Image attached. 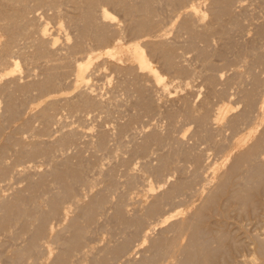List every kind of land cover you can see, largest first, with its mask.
<instances>
[{
  "label": "bare ground",
  "instance_id": "6f19581e",
  "mask_svg": "<svg viewBox=\"0 0 264 264\" xmlns=\"http://www.w3.org/2000/svg\"><path fill=\"white\" fill-rule=\"evenodd\" d=\"M190 1L0 0V182L46 164L0 192L2 264H264V30L239 44L236 0ZM195 76L208 97L171 99Z\"/></svg>",
  "mask_w": 264,
  "mask_h": 264
},
{
  "label": "rangeland",
  "instance_id": "374dc122",
  "mask_svg": "<svg viewBox=\"0 0 264 264\" xmlns=\"http://www.w3.org/2000/svg\"><path fill=\"white\" fill-rule=\"evenodd\" d=\"M195 1H196V2L198 1L199 5L202 3V0H200V2H199V0H191L189 3H196ZM250 1H251V3H250ZM253 1H254V2H253ZM261 1H262V0H261ZM261 1H260V0H249V2H248V0H236V2H235V6H234V9L236 10L235 13H237L238 17H240V21H242V24H241V25H242V27H241L242 32H240L241 30H239V32H240V33H239V32L236 30L238 34H237L236 32H235L236 34H235V33L232 34L234 31L231 32V34H232V37H234V36L236 37V36H237V37L239 38V36H240L241 39H240V38L238 39L237 37H236V38H235V37L232 38V39H234L237 43L239 42V44H241L242 42H244V44L247 46V45L250 44L249 42H251V41H250V40H251L250 38H252V37L254 38V36H255V31H254V30H257V28H258L257 26H259V28H261V27H260V25H261V26H262V29H261V30H264V6H262V4H261L262 2H261ZM246 3H248V4H246ZM255 3H256V4H255ZM238 4H239V5H238ZM108 5H109V4H108ZM201 5H202V8H201V6H200V8H201V9H204L205 5H204V4H201ZM203 5H204V6H203ZM236 5H237V8H235ZM242 5H243V6H242ZM245 5H246V6H245ZM249 5H250V6H249ZM104 6L107 8V10L110 9V8H112L111 5H110L111 7L109 6V8H108V6H106V4H103V8H104ZM239 6H240V7H243V9H241ZM254 6H255V8H254ZM259 6H262L263 8H261V7H259ZM246 7H247L248 9H247ZM251 8H252V9H251ZM240 10H241V11H240ZM245 10H246V11H245ZM249 10H250V11H249ZM237 11L239 12V14H238ZM254 11H255L256 14L254 13ZM261 11H262V12H261ZM109 12H111V13L113 12L112 14L115 15L116 18H117L118 20H119V18L121 19V20H119L120 25L123 24V23H121V21L123 22V20H122V17H121V15H120L121 13H119V11H118V12H117V11L115 12V10L112 8L111 10H109ZM246 12H247V13H246ZM248 12H249V13H248ZM114 13H115V14H114ZM242 13H243V15H242ZM244 13H245L246 15H245ZM203 14H204V22L206 21V22L209 23V20H210V18H211V17H209L210 15L208 16L209 12H207V11L205 12V11H204ZM249 14H250L251 16H249ZM252 14H253V15H252ZM118 15H120V16H118ZM254 15H255V16H254ZM246 16H247V17H246ZM207 17H208V18H207ZM245 17H246V18H245ZM252 17H253V18H252ZM206 18L208 19V21H207ZM255 18H256V19H255ZM241 19H243V20H241ZM245 19H246V20H245ZM46 20H47V19H46ZM258 20H259V21H258ZM247 22H248V23H247ZM51 23H52V22H51ZM51 23H49L50 26L52 25ZM245 24H246L247 26H246ZM249 24H250V25H249ZM259 24H260V25H259ZM251 25H252V26H251ZM256 25H257V26H256ZM249 27H250V29H249ZM255 27H256V29H255ZM239 29H240V28H239ZM253 29H254V30H253ZM246 30H247V32H246ZM250 30H251V31H250ZM61 32H62V31L57 32V34H59L60 37H59V35H56V36H55V37H57V36L59 37V38H58V41H59V42L62 41V38H61V37H62V35H63V32H62V33H61ZM252 32H254V33H252ZM60 33H61V34H60ZM244 33H245V34H244ZM239 34H240V35H239ZM243 34H244L245 36H244ZM253 34H254V35H253ZM252 35H253V36H252ZM169 36L173 37V36H174V32H172V31L170 30V31L168 32V37H169ZM171 37H169V38H171ZM178 38H180V37H178ZM181 38H182V37H181ZM181 38H180V39H181ZM215 39H218V38H216V37L211 38V40H212L211 42H212V46L214 45L213 47L216 48V46L219 47L218 45H221V44H220L221 41H219V40H215ZM240 40H242V41H240ZM263 40H264V39H263ZM217 41H218L219 44L217 43ZM246 41L248 42V44H246ZM221 43H222V42H221ZM262 43H263V42H262ZM262 43H261V44H262ZM245 45H243V46H245ZM262 47H264V43H263ZM184 51H185V50H184ZM184 51H183V52H184ZM186 52H187V53H186ZM186 52H184V54H186V57H185V55L183 54L185 58H187V56H188V58H189V56H190V58L193 56V53H194V52H193V53H190L191 51L188 52L187 50H186ZM191 55H192V56H191ZM214 58H215V56H214ZM193 59H194V56H193L192 59H187V60H192V61H194ZM195 61H196V60H195ZM185 62H186V61H185ZM187 62H188V61H187ZM187 62H186V63H187ZM196 62H197V61H196ZM191 63H192V62H191ZM191 63H190V61H189V64L192 66V65H194L195 62L192 63V64H191ZM153 64H154L155 66L157 65V67L160 66V65L157 64V63H156V64L153 63ZM187 64H188V63H187ZM195 64H197V63H195ZM192 67H195V66H192ZM22 68H23V67H20L19 69L22 70ZM159 68H161V66H160ZM159 68H158V69H159ZM195 68H197V66H196ZM238 68H239L240 70L242 69L241 67H238ZM161 69H162V68H161ZM161 69H159V70H161ZM160 72L162 73V72H164V71L161 70ZM224 74H225V73H224ZM224 74H223V75H224ZM226 74H227V73H226ZM226 74H225V75H226ZM167 75H168V74H167ZM167 75H166V76L164 75L163 77L168 78L169 76H167ZM225 75H224V76H225ZM196 76H197V75H196ZM196 76L194 77L195 80H194V78H193V79H190V80H191V81H189L190 84L187 83V84H186V85H187L186 88H184V87H181V88H180V86H182V85L179 86V85L177 84V82H176L177 80L175 81L176 83H175V82H172L173 84H172V83H169V84H168V87H169V88H172V90H173V91H171V96H170L171 99L174 98V97H177L176 95H178V94L180 95V94L186 93V94H188L189 96H190V94H191V95H192V96H190V97H192V98H190V99H191V102H192V101H193V102H196V103H194V104L197 105V104L200 102L201 99H203L204 97H208L209 94H208L207 86H206L205 84H203L204 82L202 81V79L199 81V79H200L201 77H199V76L196 77ZM93 78H94V77H90V78H89V81H90L89 84H91V86H89V90H90V92L92 91V94H97V93L100 94V93H101V95L103 94V95H102V98H101V95H98V94H97L96 96L99 97V98H101L102 100H104V99L107 97L106 100H109V99L111 98V95H112V94H110L109 91H108V93H109L110 95L107 93V90H108L107 88H108V87H106V86H107V85H106V84H107V80L105 81L106 78H102V77H100V78H98V79H97V78H96V79L94 78V80H93ZM197 78H198V79H197ZM97 80H99L100 83H99V81H97ZM101 80H102V82H101ZM96 81H97V82H96ZM103 81H104V82H103ZM192 81H193V82H192ZM92 82H93V84L95 83V85H94V87L96 88L95 90H94V88H93V84H92ZM105 82H106V83H105ZM200 82H202V84H201ZM98 83H99V84H98ZM103 83H105V84H103ZM192 83H195L197 86L194 87V84L192 85ZM100 84H101V85H100ZM176 84H177L178 87L176 86ZM98 85H99V86H98ZM105 85H106V86H105ZM172 85H173V86H172ZM174 85H175V86H174ZM100 86H101V87H100ZM183 86H185V85H183ZM203 86H205V87H203ZM90 88H91V89H90ZM100 88H101V89H100ZM174 88H175V89H174ZM187 88H188V89H187ZM189 88H190V90H189ZM193 88H194V89H193ZM99 89H100V90H99ZM106 89H107V90H106ZM177 89H178V90H177ZM184 89H185V90H184ZM197 89H198V90H197ZM93 90H94V92H93ZM170 90H171V89H170ZM174 90H175L176 92H175ZM187 90H188V91H187ZM202 90H203V92H201ZM206 90H207V93H206ZM97 91H98V92H97ZM104 91H105L106 93H105ZM184 91H185V92H184ZM186 91L189 92V93H187ZM191 91H192V92H191ZM194 91H195V92H194ZM199 91H200V92H199ZM204 92H205V93H204ZM104 93H105V95H104ZM192 93H194V94H192ZM232 94H233V93H232ZM232 94H231L229 97H230V99L233 100V99L235 98V97H234L235 95H234V94L232 95ZM179 95H178V96H179ZM203 95H205V96L203 97ZM109 96H110V97H109ZM173 96H174V97H173ZM121 97H122V98H121ZM121 97H120L121 100H122V99H125V98H123V96H121ZM170 97H169V99H170ZM103 98H104V99H103ZM162 98H163V99H162ZM118 99H119V97H118ZM119 100H120V99H119ZM161 100H164V97H161ZM123 101H124V100H123ZM0 102H1V101H0ZM42 102H43V101L37 100V102H35L34 105H33L34 107H33V106H31V107L29 106V107L26 108L25 113H27V110H28V111H31V110H33L34 108L38 107ZM127 102H128V101H127ZM160 102H162V101H160ZM193 102H192V104H193ZM124 103H125V101H124ZM128 103H129V102H128ZM194 104H193V105H194ZM196 105H195V107H197ZM216 106H217V105H216ZM233 106H234V105H233ZM238 106H239V104H235L234 108H235V107H238ZM1 107H2V103H0V108H1ZM122 107H124V106H122ZM29 108H30V109H29ZM31 108H32V109H31ZM0 110H1V109H0ZM198 110H200V107H199V106H198ZM68 120H69V123L72 121V124L70 123L71 126L78 125V123L76 124L75 121H73V120H71V119H68ZM154 121H155V120H154ZM155 122H156V121H155ZM158 122H159V120H158ZM162 122H163V120H162L161 122H159V123L162 125V124L164 123V122H163V123H162ZM73 123H74V124H73ZM35 124L37 125L36 121H35ZM38 124H39V123H38ZM85 124H86V123H85ZM87 124H88V126L85 125V127H82V129H84V130H86V131H89V132L92 133V134L95 133V132H96V129H97V127H96L97 124L94 123V122L92 121V119H90V120L88 119V123H87ZM89 124H90V126H89ZM105 124H106V123H104L103 126L106 127V128L113 129V127H114V123H113V122L107 123L106 125H105ZM111 124H112V126H111ZM95 125H96V126H95ZM185 125H187V129L190 128L189 130L193 129V127H194V126H193V123H192V124L190 123L189 125H188V124H185ZM94 126H95V127H94ZM87 127H88V128H87ZM184 127L186 128V126H184ZM146 128H149V127H146ZM94 129H95V130H94ZM226 131H227V130H226ZM227 133H229V132L227 131ZM22 134H23V133H22ZM26 134H27V133H25V134H23V135L20 134V135H21V137L23 136V138H25V140H26V139L30 138V137L26 138V137H27ZM25 135H26V137H24ZM186 136H187V135H186ZM28 140H29V139H28ZM69 152H70V150H69ZM124 155H125V154H124ZM211 156H212V157H211ZM137 159L139 160V158H137ZM137 159H135V161H137ZM211 159H212V164H216V163L218 162L215 158L213 159V155H212V154H210L209 157L207 156V161H211ZM213 160L215 161V163H214ZM27 161H28V160H27ZM29 161H30V160H29ZM31 162H32V163H31ZM42 163H44V162H42ZM23 164H24V165H23ZM23 164H21V165H23L24 167H23V166H20V164H19L18 166H16V167H17V168H16V172H17V170H18V173H19V170H20V169H21V170L23 169L24 171H28L29 168H32V169H31V172H33V171H34V170H33V167H34L35 165H36V167H35L36 170H43V169H44L43 167H46V164H41V165H40L39 163L36 164V163H34L33 161L25 162V163H23ZM30 164H31V165L34 164V166H31ZM43 165H44V166H43ZM25 166H26V169H25ZM27 166H29V167H27ZM42 166H43V167H42ZM37 167H38V168H37ZM19 168H20V169H19ZM42 168H43V169H42ZM16 172H15V173H16ZM20 172H21V171H20ZM22 172H23V171H22ZM29 172H30V171H29ZM15 173H14V174H15ZM18 173H16V174H18ZM14 174H11V175L9 176V179H11L10 181H9L8 178L5 179V180L8 179L7 181H5V183H6L5 186H6V187L4 186V182H3V180H1L2 182H0V185H1V183H2L3 186H4V187H2V185L0 186V192H1V190H2L1 193L4 192L3 194H9V192H11V190H12V192H13L15 189L21 188V187H23V185H25V184H24L25 181L22 180L23 182H22V181L20 182V181L16 180L15 178H17L18 175H15L16 177H14ZM20 174H23V173H20ZM175 174H177V173H175ZM175 174H174V177L176 178V175H175ZM11 176H13L14 178L11 177ZM10 177H11V178H10ZM177 177H178V176H177ZM170 178H171L172 180L174 179L172 176H171ZM12 179H15V180H12ZM18 179L20 180V179H22V178H21V177L19 178V176H18ZM8 181H9L10 183H9ZM11 181H15V182H11ZM17 181H18V182H17ZM7 182H8V184H7ZM9 184H12V185H9ZM8 186H10V187H8ZM12 186H13V188H15V189H13ZM18 186H20V187H18ZM1 187L4 188V189H2ZM5 188H6V189H5ZM9 188H10L11 190H10ZM6 192H7V193H6ZM140 196H141V197H140ZM138 198H141L142 201H140V202H143V204H144V203L146 202V200H147V199L144 197V195H139ZM142 198H143V199H142ZM141 204H142V203H141ZM141 204H140V206H139V204H137L138 208H137V206H136V209H138L139 211H142V210H143V209L141 208V207H143V205H141ZM181 206H182V205H180V207H177V208H178V209H181V208H182ZM217 217H219V216H217ZM233 219H234V221H235L236 224H235L234 222H232ZM233 219H231L232 221H230L231 223L229 222V223H230L229 225H230V226L233 225V226H231V227H232V228H231L232 230H234V229L237 230V231L234 230L235 233H237V235H236L237 237H238V235L241 234L242 232L245 233L244 231H246L247 229H249L248 226L251 225V227L254 228V226H253V225H254L253 222H252V223H249V225H248V222H249V221H247V220H245V219H243V222H241V223H238V222H240V221H238V220H239V219L241 220L242 218H235V217H233ZM236 219H237V220H236ZM100 220H102V218H100ZM211 220L213 221V218H211ZM211 220H210V221H211ZM244 220H245V222H244ZM236 221H238V222H236ZM241 221H242V220H241ZM246 221H247V222H246ZM55 223H56V221H54V223H53V224L55 225V227H56V224H55ZM163 223H164V222H161V223H159V224H163ZM232 223H233V224H232ZM242 223H243L244 225H243ZM245 223H247V224H245ZM239 224H240V225H239ZM245 225H246L247 229H245V228H246ZM230 226H229V227H230ZM239 226H241V227H239ZM243 226H244V227H243ZM55 227H54V228H55ZM251 227H250V228H251ZM237 228H241V229H244V230L237 229ZM252 228L249 229V232L252 230ZM254 229H256V228H254ZM105 230H106L105 228L102 229V231H105ZM238 230H241V231H238ZM253 231H255V230H252V232H253ZM238 232H239V233H238ZM107 233H108V234H107ZM243 233H242V235H243ZM108 236H109V232H108V231H106V232H101L100 235H99V237H98L97 239H95L96 237H95V238H92V239H93V243H91L92 240L90 241V243H91V245H93V244H94V245H100V244L105 240V238H107ZM239 236H241V235H239ZM2 237H3V235L0 234V240H1V239H4V237H3V238H2ZM242 237H243V236H241V237H239V238H242ZM88 240H89V239H88ZM94 240H95V241H94ZM142 240H143V239H141L140 242H139V244H137L138 247H139L140 244H145V243L147 242L146 240H145V242H143ZM141 241H142L143 243H142ZM88 243H89V242H88ZM90 243H89V245H90ZM95 243H96V244H95ZM94 245H93V246H94ZM137 246H136V247H137ZM9 247H10V246L7 245V247H5V249H8ZM136 247H134V249H135ZM138 247H137V248H138ZM134 249H133V250H134ZM133 250H132V252L134 253L135 251H133ZM136 250H137V249H136ZM245 252H246V251H243V253H244L243 255H244V256H243V255H241V256L239 255L240 257L238 256V260L240 259V261L238 262V264H247V263H248L247 260L249 261V258L252 256V253H249V254H248V251H247L246 253L249 255V257H248L247 254L245 255ZM50 254H52V252H50ZM87 254H88V253H87ZM138 254H139V255H138V257H139V256H140V253H138ZM134 255L137 256V253H135ZM242 256H243V257H242ZM245 256H247V257H245ZM45 258H46V257H42L39 261H40V262H41V261H42V262H47L48 259L46 260ZM243 258H244V260L242 261ZM245 258H246L247 260H246ZM44 259H45V261H44ZM86 259L89 260L88 257H86ZM87 260H85V262L83 261V264H85V263H86V264L90 263V260H89V261H87ZM245 261H246V263H245ZM242 262H243V263H242ZM0 263L2 264L1 261H0ZM37 264H38V263H37ZM248 264H250V263H248Z\"/></svg>",
  "mask_w": 264,
  "mask_h": 264
}]
</instances>
